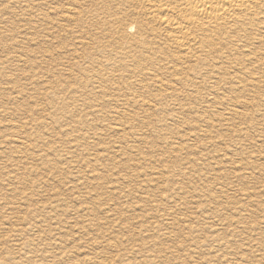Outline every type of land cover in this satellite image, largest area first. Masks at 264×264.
Segmentation results:
<instances>
[{"label": "rangeland", "instance_id": "obj_1", "mask_svg": "<svg viewBox=\"0 0 264 264\" xmlns=\"http://www.w3.org/2000/svg\"><path fill=\"white\" fill-rule=\"evenodd\" d=\"M54 1L49 2L47 19L43 0H0V77L5 76L0 78V264H142V250L156 254L153 264H264V86L243 92L235 89L234 96L247 105L242 110L245 117L234 121L233 129L218 124L212 139L199 136L190 142L185 138L189 124L179 119L176 126V121H169V116H178V110H167L163 117L160 111L131 105L130 95L123 96L142 92L134 79L125 77L128 81L122 79L123 85L112 80L114 85L107 74H94L98 69L92 60L74 59L78 52L101 58L103 32L87 24L90 0ZM86 78H92L89 84ZM50 86L58 87L56 92L53 88L47 92ZM205 93L190 94L186 120H192V113L208 101ZM123 98L130 100L128 111L125 105L120 108ZM217 108L211 106L203 114L215 119L221 113ZM114 110L125 112L122 122L128 131L123 135L107 130L119 123L111 113ZM25 138L26 144L31 143V160L21 155L20 140ZM164 138L172 144L163 143ZM75 143L80 144L78 149ZM177 218L184 222L173 221Z\"/></svg>", "mask_w": 264, "mask_h": 264}, {"label": "bare ground", "instance_id": "obj_2", "mask_svg": "<svg viewBox=\"0 0 264 264\" xmlns=\"http://www.w3.org/2000/svg\"><path fill=\"white\" fill-rule=\"evenodd\" d=\"M49 2H50V0H43V6H44V8L46 7L45 12L47 14L46 15L47 19H50L48 17V15H49L48 13H49L50 8H51L50 7L51 3H49ZM88 3H89V6H87V12L90 16V18H88L89 20L87 23L88 27L89 28L95 27L97 29H100L103 32L102 33L100 31L102 33L100 35L104 39L103 40L104 44L102 43L103 46L101 48V58L98 59L99 57L96 56L97 57V59H96L93 53L87 54L86 56L81 54L82 55L81 56L80 54H78L79 53L78 52V53L73 55V56H75L74 59L88 58V59L92 60V62L94 64H92V63H90V64H92V66L95 65V67H96L95 69H98V73L97 72L94 73L95 75L99 74L101 77L102 75L107 74L108 79L110 78L111 81L117 80V81H120V83L123 82L122 79H124L126 77V78H129V80L134 79V82H136V84H139L141 86L140 87L138 85L142 89V92H140V93L136 92L135 94L129 93V94H125V96H123V97H126V95H130L129 97L132 98L131 99L132 103H130L129 99L125 100L126 98L125 99L123 98L125 101L119 103L120 108L123 105L126 106L127 103L129 102L131 105L138 106V107L143 108V109L145 108L146 111H150V110L153 111V109L157 110V113H158V111H160L162 113L163 117L166 115L167 110H170V109L178 110V116H175V115L169 116V121H176V123H175L176 126H177V122L179 121V119H180V121H183L186 124H189L188 129L190 130V132L188 133L189 134L188 137H185L186 140L188 138V141L195 140L196 137H198V138L203 137L205 139H207V138L210 139L211 138L210 135L212 134L213 129L218 124H220V128L223 125V127H227L230 130L233 129L232 127H230V126H232V123L234 121L242 120L245 117V114L242 113V110H244L243 109L244 106L247 105V102L245 100L240 101L238 98H236L234 96L235 89H238V90L241 89V91L243 92V91H245V89H247V87H249V89L251 88L254 90L255 89L259 90L260 88H262L264 86V0H90V2H88ZM62 9H64V8H62ZM65 11H66V8H65ZM67 20H69V19H67ZM48 21H50V20H48ZM93 33H96V32H93ZM56 35H58V34H56ZM90 35H92V34H90ZM94 36L96 37V39L102 38L100 36L98 37V35L97 36L94 35ZM99 44H100V42H99ZM95 49L98 50V48L96 46H95ZM72 50L74 51V49H72ZM76 50H75V52H76ZM91 52H93V51H91ZM84 53L85 52H83V54ZM94 53L96 54L97 52L94 51ZM72 54H73V52H72ZM70 56H71V54H70ZM73 56H71V57L73 58ZM46 60H48V59H46ZM59 62H60V60H59ZM79 62H81V60ZM88 66H90V65L87 64V67ZM72 67H74V66H72ZM55 69H56V67H55ZM72 69L75 70V68H72ZM83 69L84 68H82V70ZM91 69H92V67H91ZM79 70L81 71V69H79ZM66 71H68V70H66ZM76 71H78V70H76ZM87 71H88V69H87ZM95 71H93V72H95ZM73 72H72V74H73ZM100 72H102V73H100ZM90 73H91V71H90ZM88 74H89V71H88ZM88 74H87V76H88ZM91 74H93V73H91ZM76 75L78 76V74H76ZM76 75H74V76H76ZM80 75H81V72H80ZM1 76L3 77L4 75L1 74ZM244 76L247 79H250V78H254V79L245 82ZM2 77H0V78H2ZM82 77H80V78L83 79ZM77 78L75 77L74 80H76ZM71 79H73V78L71 77ZM87 79H89V78H86V81H87ZM91 79H90V81H91ZM78 80H80V79H78ZM97 80H100V79L97 78ZM97 80H96V82H97ZM83 81H84V79H83ZM90 81H87V83L88 82L90 83ZM106 81H108V80L106 79ZM36 82H38V81H36ZM73 82L74 81L72 80V83ZM92 82H94V81H92ZM112 82H111V84H112ZM82 83H84V85H85V82H82ZM103 83L104 82H102V84ZM115 83H114V85H115ZM67 84H68V82H67ZM107 84H109V83H107ZM123 84L121 83L119 85H123ZM133 84L134 83H132V85ZM64 85H65V83H64ZM125 85H127V84H125ZM105 86H107V85H105ZM238 86H240V87H238ZM75 87H77V85ZM88 87H90V86L88 85ZM92 87H94V86H92ZM52 88L56 92L55 89H57L58 87L56 88V86H55V88H54V87L50 86L49 91H47V92H50L52 90ZM94 88H96V87H94ZM112 88H113V86H112ZM112 88H108V89H112ZM64 89L65 88H63V90ZM98 89H100V88L98 87ZM79 90H81V88H79ZM83 90L86 91L85 88H83ZM64 91H66V89ZM70 91L71 90L69 89V92ZM52 92H51V94H52ZM205 92H207L208 97H205V98H206V100L208 98V101L203 102V104L205 103L204 106H200L199 104H197L196 106L201 107V110L199 111V113H197V112L200 109V107H199V109H196L197 111H195V114L192 113V115L194 116L192 118V120H186L185 119V116H186L185 113L188 112L190 110L189 107H191V106H189L190 101H186V100H189L190 98H192V96L190 94L191 93L202 94ZM102 93H104V92H102ZM73 94H75L74 91L72 92V95ZM81 94H79V95H81ZM240 94H241V92L239 93L238 97H241ZM69 95H70V93H69ZM205 95H206V93L204 94V96ZM255 95L257 96V94H255ZM103 96H105V95H103ZM119 96H121L120 98H122V94ZM0 97H1V95H0ZM56 97H57V94H56ZM18 98H16V99L18 100ZM61 98H63V100H64L65 97L62 96ZM72 98H74V96ZM112 98H113V96H112ZM118 98H115V99L118 100ZM46 99H47V97H46ZM67 99H69V97ZM78 99H82V98H78ZM201 99H203V98H201ZM201 99H198V100H201ZM259 99H257V100L259 101ZM50 100H49V102H50ZM116 100H114V101L117 102ZM196 100H197V98H196ZM250 100H249V102H250ZM6 101H8V100H6ZM61 101H62V99H61ZM67 101H69V100H67ZM71 101H73V100H71ZM120 101L121 100H119V102ZM183 101H186L187 103H185ZM191 101H194V100H191ZM258 101H257V103H258ZM1 102H2V100H1ZM58 102H60V101H58ZM110 102H112V101L110 100ZM253 102H254V100H253ZM261 102H262V99H261ZM15 103H17V102H15ZM62 103H63V105H67V104H64V102H62ZM190 103L192 105V102H190ZM201 103L202 102H200V104ZM5 105H9V102H8V104L6 102ZM70 105H71V103L68 104L66 107H68ZM211 106H217L218 108H221V109H219L221 111L220 115H218V117L216 115L215 119H214L215 116L213 114L212 115L214 117L212 119L209 116H206L203 114V113H207L210 110L209 108ZM263 106H264V104H263ZM0 107H2V106H0ZM126 107H128V106H126ZM129 107H130V105H129ZM129 107H128V109L126 108L127 110H125V111H128L129 109H131V107L130 108ZM136 110L137 109H135V111ZM213 110H215V109H213ZM260 110H262V109H260ZM260 110H259V112H260ZM119 111H121V110H119ZM3 112H5V111H3ZM65 112H66V110H65ZM69 112H71V110H69ZM73 112H74V110H73ZM153 112H156V111H153ZM217 112H219V111H217ZM111 113H114L112 115L115 116V119L117 118L119 123L116 122L117 124L110 126L107 130L112 132L114 135L117 134V136L121 135V134L123 135V133L126 131V129L128 131V127H126L124 122H122V119H123L122 116H124L125 112L121 113V112H117L116 110H114ZM51 114H50V116L53 115V114L52 115ZM55 114H57V112ZM131 114H128V112H127L128 116ZM116 115H118V117H116ZM135 115H133V116H135ZM58 116H59V113H58ZM128 116H127V118H128ZM190 116H191V114H190ZM130 117H132V116H130ZM130 117H129V119H130ZM155 117H156V115H155ZM170 117H172V118L170 119ZM61 118H63V117H61ZM68 118H69V115H68ZM70 118H71V116H70ZM137 118L141 121V119L139 117H137ZM152 118H154V116ZM158 118L160 119L161 117H158ZM166 118H168V117H166ZM159 119H158V122L160 121ZM32 120H35V122H36V119H32ZM40 121H42V120H40ZM60 121L62 122L61 119H60ZM64 121H65V119H64ZM135 121L137 122L138 120L135 119ZM140 121H138V122L140 123ZM145 121L147 122V117H145ZM149 121H151V120L149 119ZM57 122L58 121H56V123ZM74 122H76V121H74ZM92 122H94V121H92ZM99 122H102V121H99ZM99 122H97V123H99ZM136 122H135V124H136ZM162 122H164V121H161L159 123L162 124ZM45 123L46 122H44V124ZM59 124H60V122H59ZM76 124H78V123L76 122ZM95 124H96V122H95ZM23 125L26 126V124H23ZM85 125H87V124L85 123ZM162 125L165 126V124H162ZM39 126H43V125L41 124ZM57 126H59V125H57ZM63 126H65V125H63ZM167 126H169V125L167 124ZM181 126H182V124H181ZM183 126H185V125H183ZM74 127H76V126H74ZM93 127H95V126H93ZM90 128L88 127V129H90ZM93 129H95V128H93ZM67 130H68V128H67ZM179 130H177V131H179ZM219 130H221V129H219ZM236 131H238V130H236ZM174 132L176 133V131H174ZM221 132L223 133L222 130H221ZM186 133L184 135H186ZM232 134H233V132H232ZM170 135H171V133H170ZM181 135H182V131H181ZM213 135H214V133H213ZM25 136H27V135H25ZM67 136H68V133H67ZM28 137H30V136H28ZM64 137H65V135H64ZM159 137H161V136H159ZM162 137H163V135H162ZM169 137L170 136H168V138ZM214 137H215V135H214ZM218 137H220V136H218ZM78 138L79 137H77L75 140H77ZM81 138H84V137H80L79 141ZM121 138H123V137H121ZM18 139H17V141H18ZM59 140L62 141V138L61 139L59 138ZM66 140H67V138H66ZM163 140H164L163 143H165L166 145L172 144L171 143L172 141L168 142V140L166 138H164ZM165 140H167V141H165ZM169 140H172V136H171V139L169 138ZM20 141H21L20 144L22 146L20 151H21V155L23 156V158L24 157L27 158L28 156L30 157L31 155H33L32 150H31L32 148H30V151H29V147H30L29 144H31L30 141H29V144L27 143L28 145L26 144V142H27L26 138H25V140H23V141L20 140ZM35 141H36V139H35ZM81 141H84V140L82 139ZM188 141H187V143H188ZM195 141H197V140H195ZM203 141L205 142V140H203ZM31 142H32V140H31ZM40 142L42 143L41 140H40ZM63 142H62V144H63ZM74 142H76V141H74ZM154 142H153V144H154ZM57 143H60V141ZM70 143L73 144L72 142H70ZM173 143H174V141H173ZM176 143H174V147L176 146L175 145ZM35 144H37V143L35 142ZM119 144H123V143L119 142ZM210 144H213V143H210ZM79 145L76 144L74 147H76V146L78 147ZM182 145L183 146L185 145L184 142ZM231 145H232V143H231ZM231 145L229 142L228 146H231ZM19 147H20V145H19ZM190 147H191V145H190ZM233 147H235V146H233ZM181 148H183V147H180V149ZM188 148H189V146H188ZM48 149H50V147ZM48 149H47V151H49ZM72 149L75 150V148H72ZM174 149L172 151H174ZM134 150L139 155L142 153V152L138 151V148H136ZM177 150H178V147H177ZM100 152H102V151L100 150ZM98 153H99V151H98ZM166 153H167V151H166ZM46 154H47V152L45 153V155ZM95 154H97V153L95 152ZM169 154H171V153H169ZM47 156L48 155H46V157ZM240 157H243V156H240ZM23 158H22V160H24ZM237 158H239V157H237ZM13 159H11V160H13ZM42 159L44 161V159H46V158L44 157ZM16 160H17V158H16ZM242 161H241V163H242ZM10 162L12 163V161H10ZM13 162H14V160H13ZM231 162H232V160H231ZM79 163H81V162H79ZM235 163H230V164L234 165ZM245 163L243 166H246ZM45 164H47V163L45 162ZM45 164H43V165H45ZM48 164H49V162H48ZM250 164H253V163H250ZM247 165H249V164H247ZM8 167H10V165H8ZM8 167L6 166V169H8ZM70 167L71 166H69V164H68V168H70ZM251 167H253V165ZM254 168L255 167H253V169ZM4 171H7V170H4ZM10 172H13V171L10 170ZM248 173H249V171L247 172V174ZM157 174L162 176L160 172H158ZM5 175H7V174H5ZM75 175H78V173ZM86 175H87V173H86ZM82 176L80 175V178H83ZM7 177H10V176H7ZM52 179H53V177H52ZM55 180L56 179H54V181ZM76 181H78V180H76ZM76 181H75V183H76ZM213 181H214V179H213ZM68 182L69 181H67L66 183H68ZM38 185H40V184H38ZM69 185L72 186L73 184L71 185V183H70ZM221 193L223 194V192H221ZM244 195H247V194H244ZM173 221L179 222V223L181 221V223H182L183 220L177 218V219H174ZM142 254L145 258V260L142 261V264H153L154 263L153 260H154V258H156V254L153 251L142 250Z\"/></svg>", "mask_w": 264, "mask_h": 264}]
</instances>
